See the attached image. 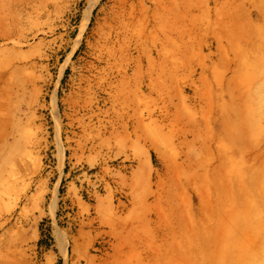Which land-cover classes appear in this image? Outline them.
Masks as SVG:
<instances>
[{"label": "rangeland", "instance_id": "1", "mask_svg": "<svg viewBox=\"0 0 264 264\" xmlns=\"http://www.w3.org/2000/svg\"><path fill=\"white\" fill-rule=\"evenodd\" d=\"M258 12L264 0H0V264H165L230 145L213 112L251 183L264 130H236L233 72ZM261 81L245 88L249 125Z\"/></svg>", "mask_w": 264, "mask_h": 264}, {"label": "bare ground", "instance_id": "2", "mask_svg": "<svg viewBox=\"0 0 264 264\" xmlns=\"http://www.w3.org/2000/svg\"><path fill=\"white\" fill-rule=\"evenodd\" d=\"M253 20L252 25L241 28L238 33L241 60L233 73L239 85L240 103L237 105L235 127L241 132L253 128L259 133L264 130L263 109L262 115H257L251 125L244 120L245 88L253 87L261 78L264 86V15L255 13ZM248 28H252L249 33ZM262 105L264 107V103ZM213 114L216 117L210 120L213 119L219 137L231 146L218 143L217 165L209 168L205 177L213 180L211 185L214 187L206 203L208 206L203 208V203L199 202L194 210L198 220L189 223L193 228L192 235H185L178 242L174 240L165 264H264V246L261 247L264 244V147L255 146L251 158L253 181L249 184L243 182V177L234 171L231 151L234 134L228 136L225 116ZM225 130L226 134L223 133ZM173 217L177 219L178 215L175 213Z\"/></svg>", "mask_w": 264, "mask_h": 264}]
</instances>
